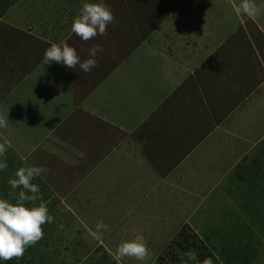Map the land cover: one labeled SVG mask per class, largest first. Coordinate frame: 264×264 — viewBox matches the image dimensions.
<instances>
[{
	"label": "rangeland",
	"instance_id": "obj_1",
	"mask_svg": "<svg viewBox=\"0 0 264 264\" xmlns=\"http://www.w3.org/2000/svg\"><path fill=\"white\" fill-rule=\"evenodd\" d=\"M254 2L260 12L255 18H250L242 13H237L236 9L241 0H165L162 3L165 14L160 15V19L163 21L150 36L153 28L144 30L138 26L142 21L135 22L136 15L132 14L133 10H130L129 0H15L14 3H19L17 9L25 4L30 6L31 11L27 16L29 19L20 22L21 15L12 12L10 14L11 24L16 26L13 27L14 31L20 32L21 28L25 26L26 29L31 27L32 31L37 29V32L41 28H46V19L42 16L46 15L47 17L50 11H45L44 8L58 10L59 14L56 16V20L62 19L63 23L61 21L60 23L67 25L72 24L74 19L80 15L84 3L104 5L111 10L114 16V21L107 26L105 35L98 34L88 41H83L72 33V36L70 34V37L63 42L75 49L81 62L93 58L89 54V49L93 46L99 45L103 49L94 57L97 66L86 74L80 71L78 79L102 80L108 71L113 73L115 79H119L123 75L127 77L126 75L136 71L137 74L140 73L139 78L147 79L146 81L150 83L156 72L165 76L168 73H173L171 75L173 86L172 88L170 86L169 90H171L170 92L177 90L176 94L174 92L176 101L173 102L176 106L183 100L181 94L183 92L178 91L177 83L183 84V80H185L183 78L190 72H198L201 76H205L206 81L201 77V79L187 83L189 88L185 87V94L187 92L188 94L185 95L186 101L179 105L181 106L179 112L183 114L191 111L192 114L188 115L186 119L193 123L203 118L210 123L213 121V117H217L212 110L211 94L209 95L208 92L211 90L218 95L224 93V86L220 87V84H222L225 72L229 68L228 64L239 65L238 57L243 58L247 55L249 56L247 61H251L256 68V75L253 74L254 82L241 86L240 94L235 95L232 101H236L242 94L246 95L245 97L252 96L256 100L254 96L260 90L257 88V84L259 85L261 82L264 84V69L260 62L261 57L264 59V43L262 42L264 41V0H254ZM28 24L30 25L28 26ZM8 28L12 29L11 27L5 28L4 24L2 26L0 23V116L8 120L7 127L0 128V143L8 141L11 144L10 148L6 145L5 153L6 162L9 161V165L6 170L0 171V198L16 204L17 199L9 196L12 189L8 181L16 178L15 173L21 167L43 166L47 171L32 180V183L39 186L42 199L35 203L25 202L24 206L32 208L39 206L40 203H45L49 215L55 219L52 223H45L42 226L43 239L36 245L29 246L22 258L12 259L11 262L10 260L3 261V264H23L31 261L32 251L36 255L41 253L51 255L53 259L49 260L50 264H92L102 261L104 264H173L174 261L171 260L174 255L182 257L184 253L179 248L182 245L179 242L182 239L181 233L186 228L194 231L193 228L197 227L194 232L201 240V247L206 249H202L200 253L203 254L207 250L213 252L212 257L206 258L211 261V264H245L242 263L241 257L235 256V253L238 247L241 248L242 244L245 247L247 242L250 243L251 254H253L252 260L247 264H264V174L258 175L260 179L258 182L247 186V190L250 192L241 191L237 198L233 196L237 192L234 173L231 172L232 169L227 174L223 172L240 154L247 152L250 145L229 136V133L227 135V132L223 130L229 129L228 124L223 126L222 131L219 130L211 136L207 143L194 150L192 157L171 175L172 182L168 189L172 188L174 201L175 203L178 201V203L177 207L168 209L172 220L169 224H164L162 221V211L165 208L162 200L165 194L164 184L159 176H150L157 174L158 168H154V170L150 165H147L148 160L142 153L145 148L141 149L134 144L116 145V148H114L115 145H110L111 154L105 157V160L91 157L94 153L96 155L100 152L104 154L105 148H110L109 145H103V150L95 151L96 146H99L94 145L96 139L94 142L91 141V134L86 133V128L78 127V124L75 123L79 118L77 108L79 103L76 102V99L80 100V95H76L75 100L69 101L68 99L75 94L72 89L68 88L69 84H66V79L63 77L60 84L58 81L53 82L55 72L60 75L62 72L65 76L72 69L56 62L41 65L43 70L40 69L42 71L40 80L31 79L30 86H33V89L22 95L23 92L16 88L19 83H16L13 75L17 65L16 61L23 62V57L19 60V56L15 59L6 54L16 44V35L12 36V32H8ZM143 35L146 36V40ZM5 37H10L8 44H6L7 38ZM47 38L46 46L40 47L41 50L43 49V53L40 52L39 55L43 57V60L45 50L54 43L49 41H52L50 37ZM257 40L258 45L261 44L258 48L255 45ZM15 49L19 52L25 49L21 44V39ZM37 53L27 55L25 59L36 57ZM212 55L216 56L203 65L204 61ZM6 56L10 57V60ZM149 61H153L154 64ZM22 62L20 63L23 64L24 62ZM156 62H160L165 67L157 69L156 65L160 63ZM143 64L146 67L151 65L150 70L141 69L145 67ZM116 66L118 67L116 68ZM59 67L62 70H59ZM232 67L234 68L233 65ZM139 68L141 70H138ZM38 71L33 70L32 73L37 74ZM246 71L248 70L246 69ZM36 74H32V76L35 77ZM177 80L178 82H176ZM22 81H24L23 77ZM166 81H169L168 77H166ZM81 84L83 85V83ZM157 84L160 85L159 79ZM84 88L83 85L81 90L84 91V95L90 97L91 102L98 98L94 93L96 87H88V90ZM263 89L264 86L261 90L264 91ZM232 90L235 91L233 86ZM29 92L30 94L39 92V100L36 99V102L32 103ZM159 94H163L161 87ZM223 95L225 99L227 96ZM128 106L131 108L128 114L132 116L133 108L142 110L135 106V101H131ZM39 110L42 111V115H46L43 117L44 119L39 120L37 117ZM252 112L256 118L254 120H260L264 115V106L260 110L256 109L255 112ZM188 120L181 123L184 125L180 126V131L185 129ZM254 120L247 118L238 135H244L246 132L254 138L263 136L262 140H264L263 123L259 121V124H248ZM172 128L173 125L170 123L168 130ZM57 129L62 133H58ZM114 129L113 138H120L118 130L121 128L118 124L115 123ZM206 130L208 129L201 128V131L196 133L191 130V137L192 133L198 135ZM108 133L105 134V137ZM172 135L176 136V132L172 131ZM189 135L188 139H190ZM51 136L52 138L57 136L55 138H61L62 141L68 140L70 144L71 138L76 139L78 143L84 145H66V142L64 145L63 142L51 145L54 142L49 141ZM244 137L241 136V138ZM108 142H111L110 136ZM103 143L106 144L107 141L103 140ZM182 144L176 145L178 148L171 154V156L175 155L174 160L180 157L179 153L186 142L185 144L182 142ZM258 144L259 146L254 149V154L259 155V167L263 169L264 141H260ZM233 145H237L236 148H233ZM101 146L102 144H100ZM161 146L158 143V149ZM147 148L149 149L144 152L153 159L152 155L155 153L153 151H155L156 145H149ZM221 151L222 153L219 154L218 152ZM135 155L138 165L134 163ZM5 157H0V160H4ZM93 159L97 160L94 165L100 166V176L102 175V179H108V182L100 181L93 188L94 190L87 194L88 183L86 180L82 183L80 180L85 179L88 169L94 168V165L91 166ZM171 161L169 160L167 164L170 165ZM87 163L89 164L87 165ZM142 164L145 167L139 166ZM168 167L171 166L160 168ZM135 170L144 174L141 175ZM182 173L187 174L185 177H191L192 185L202 181L198 182L202 183L198 184V187L203 185L209 187L206 190V193L210 192L205 200L203 211L205 212L207 206L213 203V207L209 210L211 218L204 217L201 219L202 221L198 222L194 215L187 220L188 214L180 211L188 212L189 204L192 205L193 210L197 209V211L200 210L199 207H202L201 199L197 200L192 195V193L200 195L199 192L188 191L191 195L184 201L181 200V197H177L183 193L184 185L179 177L183 175ZM223 175L225 176L223 182L214 187L219 177ZM241 177H245V175L243 174ZM125 178L128 180L125 181ZM103 184H105V191L101 189ZM109 188L112 189L111 192L108 190ZM221 189L226 194L221 193ZM258 189L257 193L253 192ZM20 191L26 190L16 189L17 198ZM26 194L31 195L28 192ZM260 195L261 198L257 199V196ZM186 201L189 203L187 204ZM230 202L234 205H229ZM143 208L150 210L145 212ZM189 215H193V213ZM100 220H103L109 228L107 231L101 230L102 236L97 240L92 237L90 232L96 231V224ZM61 224H63V228L59 227ZM137 235H143L145 238L149 253L147 259L140 262L134 258L125 257L119 262L116 261L114 253L117 247L125 241L134 240ZM246 254L251 255L250 253ZM206 259L202 258L199 263L203 264ZM37 260L40 261V258L37 257ZM39 261L32 264H40Z\"/></svg>",
	"mask_w": 264,
	"mask_h": 264
},
{
	"label": "crops",
	"instance_id": "obj_2",
	"mask_svg": "<svg viewBox=\"0 0 264 264\" xmlns=\"http://www.w3.org/2000/svg\"><path fill=\"white\" fill-rule=\"evenodd\" d=\"M14 1L15 0H0V23H2V26L4 24L5 28L11 27L12 29L10 28L7 29L8 32L9 33L12 32V36L16 35L15 36L16 44L20 43V39H21V44L25 48L19 52L18 50L15 49L16 47V44H15L14 45L15 47L13 49H10L9 51L6 52L7 55H10L14 57L15 59L18 56H19L18 57L19 60L21 59V57H23L24 63L20 60V62H22L23 64H21L19 61H16L17 65L14 68L15 72L13 75L16 83H19L16 85V88H18L17 90H19L20 92H23L22 93L23 95L26 92L33 89V86H30L31 79L40 80V75H42L41 70H43V68L41 67L43 66L44 62H43V57L39 55L40 52L43 53V49L41 50L40 47L46 46V42H48L47 37H50L52 39V41L49 40L50 42H54L55 44L62 47L63 42L70 37V34L72 36V32H71L72 24L69 23L67 25H64L62 24L63 23L62 19L59 18L60 19L59 21L56 20V16L59 14V11L56 10L55 8H52L50 10L44 8L45 11H50L48 12L49 14L47 15V17L46 15L42 16V18L46 19L45 29L41 28L36 32L37 29L35 31H32L30 30L31 27L26 29V27L24 26L23 28H21L20 32H16L13 30L14 29L13 27H16V26H13L11 24L12 17H11L10 12H12L13 14L18 13L19 15H21L20 22H24L29 19L27 16L30 14L31 10H30V6L29 5L27 6L25 4L22 7H19V9H21V11H19V9H17V6L19 5V3H14ZM60 21L62 23H60ZM29 25L30 24H28V26ZM64 29L66 30L64 31ZM42 31H45V32L41 33ZM8 38L6 39V44H8ZM262 42L264 43V41ZM255 45H256V48H258L259 45L261 44L258 45V40H257ZM35 52H38L37 53L38 55L36 54V57L25 59L27 58V55L29 56V54L31 55L32 53H35ZM157 54L158 52L156 53V55ZM214 56L216 55H212L211 57L206 59L203 65H206L210 59L214 58ZM246 56H243V58L238 57V60L240 63L239 65H236L233 63L228 64L229 68H227L228 70L225 72L223 82L222 84H220V87L224 86V93L218 95L216 92L213 93V91L211 90L210 92H208V94L209 95L211 94V97H212V98L210 97V100H212V102L210 103L212 106V110H214L215 116L217 117V118L213 117V121H211L210 123L204 118L198 122L193 123L191 120L189 121L188 119H186L188 118V115L192 114L191 111L183 113V114L179 112L181 108V106L179 105H181L182 102L186 101L185 95L188 94V92L187 94H185V87L189 88L187 83L193 80L196 81L199 78L201 79V77L203 78L204 81H206L205 76H201V74H199L198 72H190L189 74L185 76L186 78L185 77L183 78L185 79L183 80V84L177 83V88L179 87L178 91L180 90L181 92H183L181 93L183 95V100L179 102L176 106L174 105L173 102L176 101V98H174L175 97L174 92L176 94L177 90L175 89V91L173 92H170L171 90H169L170 89L169 87L171 86L172 88L173 86L172 76H171L173 73H168V75L165 76L163 74H160L159 72H156L153 75V78H152L153 81L148 83L146 81L147 79L142 80V77L139 78L140 73L137 74L136 71L133 73L128 72L129 75L125 74L127 77H124L123 75L122 77H119V79L117 78L115 79V77L113 76V73H110L108 71V73H106V76H104L102 80L100 79L95 80L91 78V81H89L88 79L86 80V78H83L81 80L78 79V74L80 73V71L81 72L83 71L77 65L76 68L71 70V72L68 71V73L65 74V76L63 75L62 72H60L61 75L56 74L57 72H55L53 82L58 81V84H60L59 82L63 81V77L66 79V84H69L68 88L72 89L73 90L72 92L75 94L72 98L68 99L69 101L75 100L76 98L75 96L80 95V100L76 99V102L79 103V105H77L79 118L76 120L75 123L78 124V127L83 126L86 128L85 130L86 133L89 132L91 134V141L94 142V140L96 139V143L94 145L97 144L99 146H96L95 151L103 150V145H109L110 148H107V149L105 148L104 154L102 152H100L98 155L94 153L92 154L91 157H98L102 160H105V157H108L111 154L110 145H115L114 148H116V145L121 146V145H133L134 144L140 147L141 149L145 148V150H143L142 153H144L146 160H148L147 165H150L152 169L158 168L157 174L150 175V176H159L162 183L164 184L165 194L163 195L162 200L165 205V208L162 211V221L164 222V224H169L170 221L172 220V217L168 213V209L170 207H174V208L177 207L176 204L178 203V201L176 203L174 201L175 197H173L174 192L172 188L168 189V187L170 186L169 184H171L172 182L171 175L176 171V169L183 166L184 163L187 162L192 157V155L194 154L193 153L194 150H197L199 146L207 143V140L211 136H213L215 133L219 132V130L222 131V128L224 125L228 124V127H229V129L223 130L224 132H227V135L229 133L230 134L229 136L236 138L239 141H244L247 143V145H250L247 152L240 154L239 157H237L234 160V162L231 163V165L227 168V170L223 172L224 174H227L232 169L231 172L234 173V184H235V188L237 192L233 196H236L237 198L239 194L241 193V191L250 192L247 190L248 189L247 186L249 185L252 186V184H254L255 182H258V180H260L258 175L264 174V167L263 169H260L259 167L260 165L259 155L254 154V149L259 146L258 143L260 141H264L262 140L263 136L254 138L251 135H248L246 132L244 133V135H240V136L238 135L240 133V130L243 129V122L246 121L247 118H251L253 120L256 119L252 111L255 112L256 109L260 110L261 107L264 106V91L261 90L264 84H262V82L259 83V85L257 84V88L260 90H258L254 96L256 97V100L252 98V96L245 97L246 95L242 94L236 99V101H232L235 95L240 94L239 89L241 88V86H245L250 82H254L253 74L254 76L256 75L255 74L256 68L253 65V63H251V61H247V58L249 56L247 57ZM7 59L10 60V57H7ZM149 62L151 64H154L153 61H149ZM260 62L262 63V69H264V59L262 57H261ZM156 63H160V62H156ZM232 65L234 66V68L232 67ZM144 66L145 67L141 69L145 71L150 70L151 65L147 67L146 65ZM156 66H157V69H160L163 66L165 67V65L161 63ZM117 67L118 66H116V68ZM183 67H185V65H183ZM60 68L61 67H59V70H62ZM141 69L139 68L138 70H141ZM246 69L248 71H246ZM33 70L35 71L39 70V71L36 74V73H32ZM16 73L17 75H15ZM31 73L33 75L36 74V76L35 77L32 76ZM22 77L24 78V81H22ZM166 77L169 78L170 83L169 81H166ZM158 79H159L160 85L157 84ZM176 82H178V80ZM81 83H83V85L85 86L84 89H87V90H88V87H91V88L96 87V90H94L95 92L94 91L93 92L95 93V96H98V98H95V100H92L91 102L90 97L87 95H84L83 93L84 91L81 90L83 86ZM232 86L234 87L235 91L232 90ZM160 87H161L163 94H159ZM207 91H208V87H207ZM42 93L44 94V90L42 91ZM38 94L40 93L36 92L35 94L34 93L30 94L31 95L30 100L32 103H35L36 99L39 98ZM223 94H226L227 96L225 99H224ZM81 96H83V99H81ZM41 97L44 98V96H41ZM131 101H135V106L140 107L142 109V110H136L133 108V112H132L133 116L131 114L130 115L128 114L129 110L131 109L128 106V104L131 103ZM98 102H101V104H98ZM154 102H157L158 104ZM251 112H252L253 118L251 116ZM41 113H42L41 110H39V113H37V117L39 118V120L44 119L43 117L46 116V115H42ZM217 113H218V116H217ZM204 117H206L205 114H204ZM72 119H71V122H72ZM84 119L86 120L87 123L85 122ZM186 120H188V122H187V125L184 127L185 129H182L180 131V126L182 125L181 123H184ZM259 121H261L263 123L262 125H264V115L260 118V120L257 119L252 122H249L248 124L249 125L259 124L258 123ZM115 123L118 124V126L121 128L118 130V133L120 135V138L118 139H114L112 136V133L114 132L113 130H115L114 129ZM170 123L173 125V128L168 130V125H170ZM96 128H98V130H95ZM174 128H175V131L173 130ZM201 128L208 129V130L198 135L192 133V137H191V134H190L191 130L192 132L195 131L196 133L198 131H201ZM57 131L58 133H62L58 129ZM99 131H100V134H98ZM172 131L176 132V136H173V135L171 136ZM106 133H108L107 137H105ZM188 135L190 139H188ZM109 136H110L111 142H108ZM241 136H245V137L241 138ZM55 137L57 136H54V138H52V136L50 137L49 141H54L53 143H51V145H57L62 142H63V145H64V142H66V145L70 144L68 140L62 141L61 138L56 139ZM71 140L72 141L70 145H84L83 143H78L76 139H75L76 141L73 140L72 138ZM103 140L105 142L107 141V143L104 144ZM182 142L184 144L186 142V145H184L185 148L183 147V149L179 153L180 157L177 160H174L175 155L171 156V154H173V151H175V149L178 148V146L176 145H183ZM158 143L159 145H162L163 147L161 146L158 149ZM100 144H102L101 147H100ZM149 145H156V149L155 151H153L155 153L152 155L153 159L150 158V155L144 152V151H147V149H149L147 148ZM236 146L237 145H233L232 147L236 148ZM218 153L221 154L222 151ZM136 158L137 157L135 155L134 163L138 165L136 162ZM169 160H172L170 162V165L167 164ZM95 161L97 160H94V159L91 160V166L94 165ZM89 163H87V165ZM145 163L144 165H146ZM144 165L142 164L139 166L145 167ZM160 165H163V166H160ZM166 166H171V167H168L166 169L160 168V167H166ZM135 171H138V170H135ZM99 173H100V166L94 165V168L87 170V173L85 174L86 176L85 179L80 180V182L82 181V183H84L85 180L87 181L88 183L87 184L88 188L86 191L87 194L92 192L94 190L93 188L96 187V185H98L100 181H102V183H104V181L108 182V179L107 180H105V178L102 179V175L100 176ZM139 173L141 175L144 174L142 172H139ZM182 174H183L182 176L179 174L180 175L179 177H180L182 184L184 185L183 193L182 195L180 194L177 195V197L178 198L181 197V200L184 201L191 195L190 192L188 191L192 190L195 192H199L200 195L193 194V193L192 195L196 197L197 200L201 199L202 207H199L200 210L197 211V209L193 210L192 205L189 204L188 208L190 209L188 212H185L184 210H180V211H183L184 213L188 214L187 220H189V218L191 216L193 217L194 215L198 222L202 221L201 219L204 217L211 218L212 216L209 210L213 207V203L212 205L207 206L205 212L203 211L205 200L207 199V195L210 192L209 191L208 193H206V190H208L209 187L208 186L204 187V185L201 187H198V184H202L198 182H202V181H198L197 184L192 185L191 184L192 181L190 180L191 177L190 176L185 177L187 174L185 173H182ZM243 174L245 175V177H241ZM223 178H225L224 175L219 177L214 187L220 185L223 182ZM127 180L128 178H125V181ZM104 185L105 184H103L102 185L103 187L101 188L103 190L105 189ZM210 188H213V187H210ZM108 190L110 192L112 191L111 188H109ZM258 191L259 189L253 192L257 193ZM220 192L223 194H226L223 189H221ZM259 198H261V195L257 196V199ZM186 202L187 204L189 203L188 201ZM229 205H234V203L230 202ZM143 210L147 212L150 209L143 208ZM201 211H202V214H200ZM191 213H193V215H189ZM163 215L165 216L163 217ZM197 228H193V230L196 231Z\"/></svg>",
	"mask_w": 264,
	"mask_h": 264
},
{
	"label": "clouds",
	"instance_id": "obj_3",
	"mask_svg": "<svg viewBox=\"0 0 264 264\" xmlns=\"http://www.w3.org/2000/svg\"><path fill=\"white\" fill-rule=\"evenodd\" d=\"M237 13H242L255 18L260 9L254 0H241L240 5L236 9ZM114 21V16L110 9L99 3H84L80 15L77 16L72 25L71 32L76 34L81 40L88 41L98 34L103 36L106 34L107 26ZM103 49L99 46H93L89 49L90 57L84 62H81L74 48L64 43L59 46L53 43L44 53V64L48 65L51 62H56L67 66L70 69L79 68L88 73L92 68L97 66V61L94 59L98 52ZM8 120L0 116V128L7 127ZM6 145L8 148L11 144L8 141L0 143V157H5ZM8 164L6 157L0 161V171L6 170ZM47 169L43 166L21 167L16 173L14 179L8 181L12 192L9 196L17 199L16 204L10 203L6 199L0 198V261H9L12 259H20L24 256L25 250L29 246L36 245L44 237L43 225L52 223L54 217L49 215L48 208L45 203H40L39 206L28 208L25 207V202L35 203L41 200L39 186L32 183L34 177L42 176ZM22 188L26 191H20L18 198L15 190ZM26 192L31 193L27 195ZM63 228V224L59 225ZM109 228L103 220L96 224V231L90 232L94 239L99 240L103 231ZM148 248L143 235H137L132 241L121 243L115 253L114 259L121 261L125 257L134 258L137 261L143 262L148 257ZM189 260H196L195 251L185 253ZM203 264H211L209 259H206Z\"/></svg>",
	"mask_w": 264,
	"mask_h": 264
},
{
	"label": "trees",
	"instance_id": "obj_4",
	"mask_svg": "<svg viewBox=\"0 0 264 264\" xmlns=\"http://www.w3.org/2000/svg\"><path fill=\"white\" fill-rule=\"evenodd\" d=\"M165 0H129L130 2V10L132 11V14L135 13L136 17L135 22L138 23V21H142L141 24H139V27H142V29L146 30L149 28H153V30L150 32L149 36L151 35L152 32H154V30L157 29V27L162 23V19H160V15L161 14H165L163 11V7L162 3H164ZM143 32V31H142ZM143 34V33H142ZM143 37L146 40V36L143 35ZM1 161V160H0ZM9 165V161L6 162ZM181 237L182 239L179 241L182 245L179 246V248H181V252H184L182 254V257H179L177 255H174V258L171 261H174L173 264H191L193 262L199 263L200 260H202V258L206 259V258H210L213 256V252L207 250L204 251L203 254L200 253V251H202L201 247V240L198 237V235L191 230H188L187 228L181 233ZM250 243L247 242V245H245V247L243 246V244L241 245V248L238 247L235 256L241 257V261L242 263H249L252 260L253 254H251L252 250L250 247ZM195 251L196 254V260H189L188 257L185 255V253L189 252V251ZM206 250V249H204ZM32 255L31 261H28L26 263L23 264H32L35 263L37 260V257L40 258V264H50L49 260L52 261L53 257L51 255H46L43 253H41L40 255H36L33 251H32ZM246 253H250L251 255H247ZM185 255V256H184ZM181 259V261H180ZM175 261H179V262H175ZM11 262V260H10ZM3 261H0V264H3ZM92 264H104L103 261L102 262H95ZM200 264V263H199Z\"/></svg>",
	"mask_w": 264,
	"mask_h": 264
}]
</instances>
